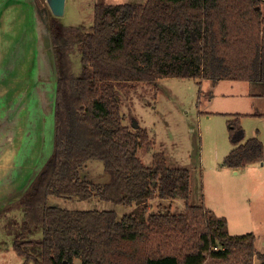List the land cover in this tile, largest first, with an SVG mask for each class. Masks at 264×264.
I'll list each match as a JSON object with an SVG mask.
<instances>
[{"label": "trees", "instance_id": "obj_1", "mask_svg": "<svg viewBox=\"0 0 264 264\" xmlns=\"http://www.w3.org/2000/svg\"><path fill=\"white\" fill-rule=\"evenodd\" d=\"M264 0H141L94 4L90 25L46 24L56 82L52 151L16 206L21 221L12 249L24 263L264 264L253 232L230 234L226 218L203 204L182 212H149L150 199L187 201L190 171L169 166L163 152L149 165L138 154L146 128L123 123L119 89L164 77L247 81L264 85ZM72 53H77L76 60ZM79 64L78 71L74 64ZM263 95V94H262ZM237 113L227 120L232 148L222 165L260 162L263 143L245 139ZM89 160L101 172L81 177ZM93 197L116 210L69 209L49 202Z\"/></svg>", "mask_w": 264, "mask_h": 264}, {"label": "rangeland", "instance_id": "obj_2", "mask_svg": "<svg viewBox=\"0 0 264 264\" xmlns=\"http://www.w3.org/2000/svg\"><path fill=\"white\" fill-rule=\"evenodd\" d=\"M100 1L135 0H65L58 19L68 25H90L94 4ZM260 7L264 15V1ZM46 9L40 0H0V210L21 196L52 151L56 72L44 23ZM77 57L72 53L74 60ZM78 69L75 63L74 70ZM259 91L247 81L205 79L198 84L179 77L119 89L123 123L136 122L148 132V144L138 150L142 161L149 165L152 154L160 151L169 166L185 167L191 174L187 201L150 199L149 212H182L186 202L204 203L215 214H225L230 234L253 232L257 249L264 253V162L237 172L222 165L231 147L227 120L244 111H263L264 94H253ZM240 122L246 139L259 129L264 137V119L244 117ZM102 167L101 161L89 160L80 175L93 176ZM49 202L78 210L113 209L119 216L133 208L95 197L50 196ZM20 221L16 206L0 215V264H23L11 246ZM256 260L255 264H263ZM74 264H81L80 259Z\"/></svg>", "mask_w": 264, "mask_h": 264}, {"label": "crops", "instance_id": "obj_3", "mask_svg": "<svg viewBox=\"0 0 264 264\" xmlns=\"http://www.w3.org/2000/svg\"><path fill=\"white\" fill-rule=\"evenodd\" d=\"M138 1V0H137ZM141 1V0H140ZM249 85L250 86H252L253 87V89L255 90H260L258 93H255V92H253V94H256V95H262V94H264V93H262L261 91H263L264 90V85H262V84H252V83H249ZM240 114H247V115H244V116H242L241 118H240V120L242 119V118H244V117H257V118H262V119H264V110L263 111H244V112H241ZM255 135L256 136H250V137H248V138H251V137H257L259 140H261V142L264 144V137L262 136V131L259 129V130H257V132L255 133ZM245 139H246V133H245ZM232 148V146L231 147H229V149L228 150H230ZM263 148H264V145H263ZM228 153V152H227ZM226 153V154H227ZM223 159V158H222ZM264 159V158H263ZM262 163L264 162V161H261ZM261 163V164H262ZM253 164H255V163H252V164H249V165H253ZM249 165H247V166H245V167H247L248 168V166ZM0 169H1V165H0ZM234 170V172H237V169H233ZM0 193H2V191L0 192ZM206 206V205H205ZM207 207V206H206ZM210 211H211V213H212V215H213V217L214 218H220V217H225V214H223V213H217V214H215L214 212H212V210L209 208V207H207ZM226 218V217H225ZM226 227H227V230H228V232H229V222H228V220H227V218H226ZM256 258L254 259V264L256 263Z\"/></svg>", "mask_w": 264, "mask_h": 264}, {"label": "water", "instance_id": "obj_4", "mask_svg": "<svg viewBox=\"0 0 264 264\" xmlns=\"http://www.w3.org/2000/svg\"><path fill=\"white\" fill-rule=\"evenodd\" d=\"M43 4L45 3L47 6V9L43 11V14L45 15L44 23L47 24L49 21V14L51 13L55 17L62 16L64 13V6H65V0H40ZM132 126L134 128L138 127V124L136 122L132 123ZM64 264H68L66 261H64Z\"/></svg>", "mask_w": 264, "mask_h": 264}]
</instances>
